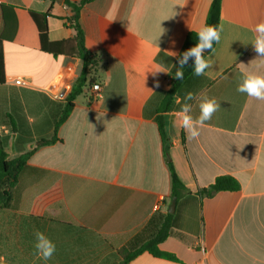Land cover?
<instances>
[{
  "label": "crops",
  "instance_id": "crops-1",
  "mask_svg": "<svg viewBox=\"0 0 264 264\" xmlns=\"http://www.w3.org/2000/svg\"><path fill=\"white\" fill-rule=\"evenodd\" d=\"M210 3L93 0L83 6L84 46L102 59V68L91 75L100 93L85 87L57 130L58 142L28 158L12 189L11 209L0 212V264H92L80 249L88 233L99 237L112 256L153 236L171 203L158 115L184 186L206 189L217 177L230 176L240 187L202 199L190 193L175 204L173 234L159 249L177 261L142 253L128 264H264V101L237 91L244 72L264 74L251 44L253 28L264 21V0H221V40L205 56L212 67L202 76L190 75L170 109L159 112L179 67L178 56L170 52L179 55L187 34L205 25ZM0 6L17 15L16 22L9 15L6 24L0 20V137L14 141L8 116L18 95L33 141L49 138L81 62L42 52L29 12H49L47 37L59 42L74 34L62 20L66 10L60 4L51 9L49 0H0ZM156 65L169 73L154 77L150 71ZM15 76L26 77L29 87L10 85ZM188 92L220 103L193 140L176 118ZM189 103L197 118L198 100ZM38 219L52 222L46 226L52 225L48 233L56 252L48 261L38 258L34 247L35 233L44 234Z\"/></svg>",
  "mask_w": 264,
  "mask_h": 264
},
{
  "label": "trees",
  "instance_id": "trees-1",
  "mask_svg": "<svg viewBox=\"0 0 264 264\" xmlns=\"http://www.w3.org/2000/svg\"><path fill=\"white\" fill-rule=\"evenodd\" d=\"M93 0H81L78 2H72L70 0H49L51 4V9L54 5H62L66 10V16L62 20L65 21L67 27L71 29L74 34L71 39L59 42H50L47 37V19L51 16L49 12L46 13H35L29 12V15L37 29L40 50L44 53L57 56L60 54H65L77 58L81 62V69L77 78L72 83L69 92L64 98V103L59 112L58 119L53 124V133L49 138H40L33 141L32 130L26 121L25 115L22 111V108L19 103L18 95L15 96V99L12 100V115L8 116L10 123V131L14 134L13 149L16 152V156L12 159L7 158V154L4 151V147L7 144L8 137H0V212L3 210L11 209V202L13 200L12 189L15 186L19 174L22 172L23 168L26 165L28 158L35 152L37 149L49 145H53L58 142L57 130L65 122L69 116L71 110L73 109L74 102L78 96L83 93V89L87 86H92L93 78L90 75V69L94 64V61L100 57L97 54L89 52L84 46V35L79 26V14L83 6ZM220 8L221 0H211L205 24L219 26L220 21ZM8 15L13 19V22L17 21V15L11 10V8L6 6H0V20L3 24H6L8 20ZM3 34H0V85L4 83V71H3V54H2V39ZM198 42L197 33L190 32L187 34L183 45L180 49L179 54H182L184 51L195 46ZM215 43L213 44L214 47ZM211 51L208 50L204 55ZM193 65L194 61L189 59L188 64L184 69V79L175 80L169 91L165 94L164 99L159 108V112H166L170 109L171 104L174 100L178 89L183 84V82L193 74ZM156 124L158 128L159 137L161 140L162 155L165 161L169 173L170 180V201H174L175 204L178 201L190 194L195 193L199 198H209L218 192H235L239 190V183L230 176H219L217 177L213 184H211L206 189L195 190L192 187L184 186L173 167L169 156L170 140L165 132V126L163 118L158 115L156 117ZM33 142V147L30 150H25V146ZM39 221L42 222L41 226ZM52 223L49 220L38 219L37 226L42 227L43 231L45 228L51 233L50 230L52 225L49 227L46 226L47 223ZM173 227V215L166 214L162 224L156 231V233L151 236L143 244L127 249L121 248L115 252L112 256L113 260L110 264H128L137 256L142 253H147L154 258L165 259L169 261H177L174 255L170 253L163 252L159 249V244H161L166 238L171 236L173 233L171 228ZM92 235L91 233H88ZM51 234L47 235L50 238ZM108 263V264H109Z\"/></svg>",
  "mask_w": 264,
  "mask_h": 264
},
{
  "label": "clouds",
  "instance_id": "clouds-1",
  "mask_svg": "<svg viewBox=\"0 0 264 264\" xmlns=\"http://www.w3.org/2000/svg\"><path fill=\"white\" fill-rule=\"evenodd\" d=\"M223 26L203 25L197 32L198 42L195 46L184 51L182 54L170 52L171 56H178V65L176 68L174 79H184V69L188 64L189 59L194 61L193 75L202 76L205 70L212 67L213 62L210 59H205V50L213 49L214 43H219L221 40V33ZM164 32V29L162 33ZM254 39L251 44L255 52L260 58V65H264V21H260L253 28ZM161 33V34H162ZM254 61V60H253ZM175 67V65H173ZM155 77L159 73H169L161 65H156L150 71ZM156 87H159V81H156ZM237 91L245 93L250 99L264 101V74H257L256 72H244L242 82L239 84ZM198 100L199 116L194 118L190 113L192 112V104L189 101ZM177 103H180L177 100ZM220 109V103L215 98H209L207 94H202L196 97L192 92L186 93L184 103L181 109L176 113V118L179 127L182 128L190 140L197 139L200 135V129L204 126L206 121L211 120L213 115ZM36 242L35 249L38 258L48 261L52 259L56 252V245L42 232L35 233Z\"/></svg>",
  "mask_w": 264,
  "mask_h": 264
},
{
  "label": "rangeland",
  "instance_id": "rangeland-1",
  "mask_svg": "<svg viewBox=\"0 0 264 264\" xmlns=\"http://www.w3.org/2000/svg\"><path fill=\"white\" fill-rule=\"evenodd\" d=\"M5 52H7V46L5 48ZM100 68H102V59H101V57H98L94 61V64L90 69V75H93L94 72ZM3 149L6 152L8 159L14 158L16 156V152L13 149V139L12 138H9V140H7V144ZM27 149H28V147H27ZM0 221H3V219L1 218ZM1 224H3V222H1ZM44 234L46 236L49 235L47 228H45ZM85 237H86L85 240H86L87 245H82L80 247V249L83 252H81V251L80 252L82 254L84 253V255L88 256V258H90V261L92 264H108L109 261H110V263L112 262V260H113L112 255L108 253L105 245L102 243V240L99 237H97L96 235H85ZM74 239L75 238H73V242H74ZM77 245H78V243H77Z\"/></svg>",
  "mask_w": 264,
  "mask_h": 264
},
{
  "label": "built area",
  "instance_id": "built-area-1",
  "mask_svg": "<svg viewBox=\"0 0 264 264\" xmlns=\"http://www.w3.org/2000/svg\"><path fill=\"white\" fill-rule=\"evenodd\" d=\"M10 85L16 87V88H28L29 87V81L26 77L24 76H15L12 77L9 81ZM92 91L93 94L95 96H98L100 93V86L99 85H93L92 86ZM160 208V203L157 202V204L155 205V209H159Z\"/></svg>",
  "mask_w": 264,
  "mask_h": 264
},
{
  "label": "water",
  "instance_id": "water-1",
  "mask_svg": "<svg viewBox=\"0 0 264 264\" xmlns=\"http://www.w3.org/2000/svg\"><path fill=\"white\" fill-rule=\"evenodd\" d=\"M207 51H208V50H205L204 53H206ZM174 211H175V203H174V201H171L170 206H169V209H168V213H169V214H173Z\"/></svg>",
  "mask_w": 264,
  "mask_h": 264
}]
</instances>
